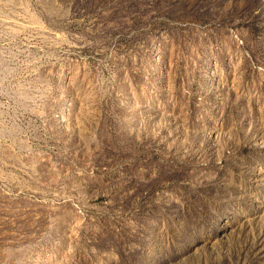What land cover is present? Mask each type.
I'll return each mask as SVG.
<instances>
[{
  "label": "rangeland",
  "instance_id": "rangeland-1",
  "mask_svg": "<svg viewBox=\"0 0 264 264\" xmlns=\"http://www.w3.org/2000/svg\"><path fill=\"white\" fill-rule=\"evenodd\" d=\"M0 264H264V0H0Z\"/></svg>",
  "mask_w": 264,
  "mask_h": 264
}]
</instances>
